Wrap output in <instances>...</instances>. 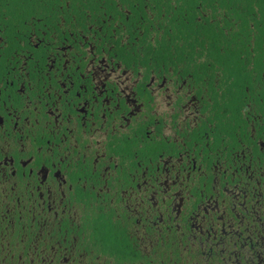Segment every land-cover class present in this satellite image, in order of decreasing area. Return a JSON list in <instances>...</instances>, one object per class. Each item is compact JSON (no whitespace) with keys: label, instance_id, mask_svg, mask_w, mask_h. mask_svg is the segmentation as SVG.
I'll use <instances>...</instances> for the list:
<instances>
[{"label":"flooded vegetation","instance_id":"obj_1","mask_svg":"<svg viewBox=\"0 0 264 264\" xmlns=\"http://www.w3.org/2000/svg\"><path fill=\"white\" fill-rule=\"evenodd\" d=\"M0 264H264V0H0Z\"/></svg>","mask_w":264,"mask_h":264},{"label":"trees","instance_id":"obj_2","mask_svg":"<svg viewBox=\"0 0 264 264\" xmlns=\"http://www.w3.org/2000/svg\"><path fill=\"white\" fill-rule=\"evenodd\" d=\"M144 37H146V34H144ZM167 48L165 47V44L162 43L158 48H153L151 43L146 40L144 41L143 45L139 48H135L128 51H122V56L127 58H137L143 60V64H147L148 60L153 57L156 54V57L164 58L167 55ZM180 50H176L175 54L176 56H180ZM189 56H197V51L194 49L188 50Z\"/></svg>","mask_w":264,"mask_h":264}]
</instances>
